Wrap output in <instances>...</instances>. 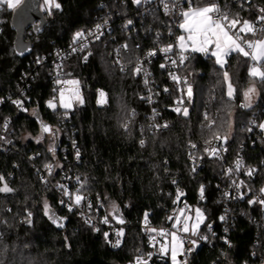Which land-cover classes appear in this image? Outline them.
Returning <instances> with one entry per match:
<instances>
[{
	"label": "trees",
	"instance_id": "1",
	"mask_svg": "<svg viewBox=\"0 0 264 264\" xmlns=\"http://www.w3.org/2000/svg\"><path fill=\"white\" fill-rule=\"evenodd\" d=\"M58 2L61 9L53 16L44 13L43 24L37 22L28 28L22 41L17 40L12 24L15 11L1 6L0 100L10 96L21 99L24 105L19 109L16 104L5 103L0 113L10 121L16 146L9 152L0 151V175L14 189L12 193H0V264H131L139 253L148 250L141 230L146 213L154 227L171 225L184 204L190 211L204 209L210 221L225 212L223 189L217 186L225 180L223 165L207 158L204 166L193 172L187 158L191 143L202 152L203 144L214 139V134L226 136L230 155L242 153L248 165L258 167L264 178V131L257 127L264 119V83L249 75L252 61L238 53L227 58L224 69L213 58L193 54L184 68L193 87L188 117L173 111L174 101L163 99L159 104L161 121H167L169 128L150 134L151 108L144 101V80L133 71L136 60L183 32L174 30L170 38L173 21L159 12L121 17L124 9L131 11L130 2L127 6L114 0ZM206 2L196 0L195 4ZM257 2L259 5L250 10L233 7L232 13L255 21L256 9L264 7V0ZM104 20L115 27L114 41L104 39L73 53L64 63L67 78L80 82L84 100L64 119V111L47 106L54 94L49 75L52 54L69 46L77 31L91 29ZM128 20L133 23L126 28ZM262 38L264 33L259 36ZM122 44L128 45L127 72L117 66L113 54L114 47ZM225 70L235 89L231 98L223 77ZM156 73L161 88L168 86L165 74L158 69ZM19 86L26 89L24 97L19 96ZM250 87L258 90V101L245 106L244 93ZM101 90L107 97L104 106L97 103ZM205 113L214 121L211 127ZM255 122L258 125L254 126ZM41 123L58 132L55 154L49 151L50 133H42ZM140 140H144L143 145ZM73 142L79 150L77 164ZM49 163L59 173L65 171L79 178L84 184L81 192L93 208L98 203L109 208L114 224L124 232L118 248L108 242L106 228L86 226L76 212L60 205L57 191L43 185L36 171ZM202 185L204 199L199 195ZM178 190L184 195L174 202ZM45 202L50 215L61 218L58 223L63 227L45 215ZM113 205L123 224L113 217ZM227 217V222L217 223L213 235L201 227L210 245L188 253V264H225V256L233 264H259L253 252L264 258V208L242 202L233 205ZM104 233H108L107 239Z\"/></svg>",
	"mask_w": 264,
	"mask_h": 264
},
{
	"label": "snow or ice",
	"instance_id": "2",
	"mask_svg": "<svg viewBox=\"0 0 264 264\" xmlns=\"http://www.w3.org/2000/svg\"><path fill=\"white\" fill-rule=\"evenodd\" d=\"M134 4L137 6L141 4H152L153 0H132ZM23 3V0H0V6L6 5L8 9H17L19 8ZM252 0H243L241 7L244 6V4H251ZM159 4L163 7L165 15H177L179 17V20L177 22V26L180 30H182L183 34L176 37V43H169L163 48H160L158 51L165 54L166 60H168L172 65H175L177 67H184L186 62L189 61L191 58H193V54L196 53H202L205 56H208L209 58H214L215 63L221 68L224 69L225 65L227 63V57L233 53L236 52L244 57L250 58L253 61V65L249 68V75L254 80H259L260 82L264 83V38L262 39H248L249 35L255 36L256 33L259 31L261 33H264V7H258L256 10L258 12V15L256 16L255 21L250 19H243L239 16L237 13L236 15L231 14L229 11L224 10L221 8L220 4L215 2V0H207L204 4H195L194 0H187V7L186 8H180L179 7V0H159ZM42 7L47 12L48 15L53 14V10H59L61 9V4L58 2V0H43ZM179 9V11H177ZM149 11H151L149 9ZM107 23V21H105ZM133 21L128 20L125 27L127 28L129 25H132ZM260 24L261 27L258 29L257 24ZM97 32L99 34L95 35V39L99 40L100 36L103 35V32L100 31L102 28V25L97 24L96 26ZM87 35H93L92 33H88ZM87 35L84 31H77L73 36V47L71 49L72 52L76 51H83L85 48L88 47V43H83L87 39ZM157 36H159V33H157ZM79 45V47H76V45ZM139 47V45H137ZM123 49H127L128 45L124 44L122 45ZM171 53L173 56H176L177 59H172L168 56V54ZM157 54V50H152L148 53L149 56H155ZM88 55H91V52L88 53ZM117 55H119V49L117 50ZM87 56L84 57L85 60H87ZM40 59H37V63H40ZM119 63V60L116 61ZM166 64H161V68H165ZM59 67V65L57 66ZM124 68L121 66V71H123ZM134 74L140 75L142 72L144 73V83L145 85L148 84V75L149 73L143 68L142 64L137 62L136 67L134 68ZM169 75L171 79L177 84H184L186 87L180 88V92L182 93L181 97L177 100V107L173 109L178 114L183 115L184 117H188L189 110L187 107H184V100L187 98V100L190 102L193 97V87L192 84L188 82L187 78H182L180 75L174 74L171 71L169 72ZM224 80L227 83L228 92L227 95L229 98L233 96L234 89L232 87V84L230 82L229 73L225 70L223 72ZM57 84L60 85H66L68 87H61L59 89V106L66 110L65 114H67V110H70L73 108L74 103L83 104L84 100L80 94L79 90V81L78 80H57ZM166 92L168 91L167 88L164 89ZM256 92L255 87H250L247 92L244 93L245 99L249 100L251 99V95ZM143 99V97H142ZM149 103H151V96L148 98ZM12 103L16 104L17 106L22 107L23 101L21 100H13ZM98 104H105L107 103V97L106 93H104L102 90L99 91ZM245 106H250V104H246ZM48 107L55 110L57 107V104L55 103V98L52 101L48 102ZM26 111V109H24ZM155 112V110H153ZM132 114H135V111L133 110ZM204 119L209 120L208 127H211L212 124H214V121H210V118L207 113L204 114ZM4 129L6 130L8 127V122L5 121L3 125ZM127 127V125H125ZM155 127L160 128L164 127L167 128L168 125L165 123L163 125H156ZM258 127L261 130H264V122H261ZM41 129L42 133H51L53 137L56 136V132L53 131V129L44 123H41ZM251 131V129H249ZM4 137H0V140H3ZM214 139L216 140H222L224 143H227V137H220L218 134H214ZM206 143H211L210 141H206ZM140 144H144V140H140ZM197 147L196 144L191 143V148L195 149ZM55 143L52 147L49 148V151L53 152L55 154ZM226 150V149H225ZM205 153L208 154L210 158H222L220 156L221 149L217 147H206L203 149ZM190 158H192L194 161L196 157L190 152L189 153ZM76 156L79 158V150L76 151ZM200 159H203V157H199ZM242 160L237 159L235 161V166L229 167L226 169L225 174L230 176L233 174V172H238L242 168ZM44 167L48 170V174H52L53 165L52 164H45ZM195 171V167L192 169ZM256 172V169L248 168L246 171V175L248 177H253ZM43 179V177H42ZM79 179V178H77ZM0 182H2V186H0V193H12L14 191L13 188H11L8 183L6 182V179L4 176L0 175ZM175 183V181H173ZM232 185L237 190L238 196L232 197L231 193L225 192V197L230 198H240L243 199L246 195L245 192H240L239 189L245 185V181L241 180L237 182L236 180L231 181ZM58 187L61 189L63 194L69 198V201H72L71 203H67L64 200H61V204H66L69 211H72V208L74 206H79L83 201L86 200V197L81 194L80 190L78 189L75 194L69 192V190L64 185H58ZM84 187V184L81 183V188ZM260 196L249 199L248 203L250 205L252 204H259L261 206H264V187H262L260 190ZM203 193H204V187L203 185L200 188V194L201 199H203ZM184 195L179 190L177 191L176 200L174 202H179L181 196ZM102 206V205H101ZM88 207L91 208L92 205L89 203ZM186 209H189V206L185 204L184 208L179 209V214H177L174 218V223L172 227L176 229V231L167 232L164 229L159 230V235L162 237H168L170 236L171 239L165 240L164 243L160 245L159 253L162 257L170 256L171 264H187L186 259L181 261L178 259L179 256H186L187 253H190L194 251L195 247L197 246L198 241L197 240H191L190 243L193 245L192 248L185 249L184 248V240L177 235V232H183L185 234H191L192 236L198 235L199 229L201 224L204 223L205 215L203 211L200 208L195 209V219L193 223H189V221L193 220V217L191 215H186ZM44 211L45 215L49 216V219L52 220L53 223H58V221L61 220V218L57 217L55 213H50L49 206L47 202L44 204ZM28 218L30 222L31 212H28ZM112 215L117 221L121 224L124 223V220L119 216V210L118 208L113 205V211ZM183 217V219H182ZM169 219H173V217H169ZM221 220H224L225 217L221 216ZM90 222V221H86ZM102 222L104 224L109 223V218L106 215ZM148 224L147 220V213L145 214V225ZM58 226L63 227L62 223H58ZM209 230H211V225H207ZM99 230V229H97ZM148 232H157V229L155 228H146ZM105 238L107 239L108 233H104ZM117 240L114 247L119 246L121 243V238L124 236L123 230H119L116 233ZM200 239H207V237L200 236ZM150 241L155 242L156 237L150 236ZM227 242V241H226ZM155 246V244L153 245ZM151 259V254H149L148 258H144L142 256L136 257L135 264H148V260Z\"/></svg>",
	"mask_w": 264,
	"mask_h": 264
},
{
	"label": "built area",
	"instance_id": "3",
	"mask_svg": "<svg viewBox=\"0 0 264 264\" xmlns=\"http://www.w3.org/2000/svg\"><path fill=\"white\" fill-rule=\"evenodd\" d=\"M114 1L116 3L121 2L125 6H127L129 2L131 3V7H132L131 11H129V10L127 11L124 9L123 12H120L121 17L129 18V15H132V14L135 17H141V16L145 17V16H148L154 12H159V13L165 14L163 7L159 4V0H153L152 4H141L139 6L134 4L132 2V0H122V1L114 0ZM195 1L196 0H194V3H195ZM215 2L219 3L222 9L229 11L231 14H233L232 9H231L233 7H239L241 9H245V8L249 9L251 7H257L260 3V2H257V0H252V3L250 5L244 4V6L241 7L243 0H215ZM179 7L180 8H186L187 7V0H179ZM1 9L2 8L0 6V33L2 31V17H1L2 10ZM149 9L151 11H149ZM177 11H179V9H177ZM128 13H129V15H128ZM168 16H170V15H168ZM170 18L173 21L172 25H170L171 33L169 34V37L171 38L173 36V31L179 29L177 26V22L179 20V17L177 15H171ZM105 21H107V23H105ZM97 24L102 25V28L100 31L103 32V35L100 36L99 40L95 39V35L99 34L97 32L96 27H95ZM97 24L94 25L91 29L84 31L86 33V35L88 33L93 34V35H87V39L85 41H83V43H88V47L85 49L90 48L93 44L101 42L104 39L105 40L110 39L111 42L114 41V36H113L114 32H115L114 25L108 20H104V21L99 22ZM120 26L122 27V25H120ZM260 27H261V25L258 23L257 28L259 29ZM260 34H261V32L258 31L255 36L249 35L248 39H252V40L259 39ZM171 40L172 41L170 43H173V44L176 43V39L172 38ZM167 44H169V43H167ZM122 45H124V44H122ZM122 45L115 46L113 49V54L115 57V62L117 60H119V63L116 62L117 66L120 69H121V66H123V68H124L123 71L127 72L129 69V65L127 64V61L125 58V55L127 53V49L126 50L123 49ZM166 45H159V47H157L156 49H151V50L147 51L143 56L139 57L136 60L137 62L141 63L143 68L149 73L148 84L145 85L144 101H146V104L151 108V111H150L151 115L149 116L150 117V120H149V122H150V125H149L150 134L160 133V132H163L169 128V123L167 121H165V120L161 121V114L160 113H162V112L159 108L160 102L161 101L163 102L164 101L163 99L172 100V101H174V106L172 109H174L175 107H177V100L182 95V93L180 92V88L186 87V85H184V84L177 85L171 79L169 72L171 71L174 74L180 75L182 78L186 77L188 82L190 83V79H189L188 75L184 72L185 66L184 67H177L175 65H172L168 60H166L165 54L158 51L160 48H163ZM73 46L74 45H73V41H72L69 44V46L62 48V49L58 48L52 54L53 58H52V62L50 64L51 68H50L49 75H50V79L53 82V92L52 93H54V94H53V97L49 101H52L55 98V103L57 105H59V89L61 87H68V86L57 84L56 81L57 80H72L70 78H67V76H66L64 63L73 53H75V52L71 51ZM76 47H79V45L77 44ZM135 47H136V49H139V47H137V45ZM118 49H119V55H117ZM152 50H157V54L155 56H149L148 55V53ZM168 56L171 57L172 59H177V57L173 56L171 53H169ZM137 62H136V65H137ZM161 64H166L167 66L165 68H161L160 67ZM58 65H59V67H57ZM156 69H158L163 74H165V76H166L165 79H166L168 86L165 85L161 88V84L158 82ZM137 76L141 77L144 80V73L143 72ZM165 88L168 89L167 92L164 90ZM79 90H80L81 96L83 97V90H82V86L80 84H79ZM25 91H26V89L24 87L19 86V96L20 97L21 96L24 97L26 95ZM149 96H151V98H152L151 103H149V101L147 99ZM13 100H21V99H18V98L14 99V98L9 96L6 99L0 100V113L2 112L3 105L5 103L11 104ZM189 103L190 102L187 100V98H185L183 106L187 107L189 109V105H188ZM23 105H22V107H23ZM47 106H48V103H47ZM18 107H19V109H23L20 106H18ZM49 109H52V108H49ZM153 110H155V112ZM64 112H66V111H64ZM68 112L69 111H67V113ZM66 116H68V115L65 114L64 119L66 118ZM5 121L8 122V127L6 130L3 127ZM9 122L10 121L8 118L3 119L0 115V137H4L3 140H0V151H2V152H9L10 150L16 149L15 140H14V137H12L13 136V129L10 127ZM262 122H264V119ZM165 123L168 125L167 128L155 127L156 125H163ZM253 125L256 126L258 124L255 122ZM258 129H260V128L258 127ZM210 142H211L210 144L204 143L203 147L204 148H206V147H217V148L221 149L220 156L222 158H220V159L210 158L208 156V154L205 153L204 151L199 152L197 147L195 149L191 148V153L196 157L195 161L192 158H190V155L187 158H188V162H189L191 168L193 169V167H195V169H196L195 172H198L204 166L207 158L212 159V160H216V161L220 162L221 165H223L221 172L224 174L225 180L223 181L224 183H218L217 186L221 187L223 189V197L221 198V202L225 204L224 214L220 215L217 220H211L210 221V220H208L204 209L200 208L205 215V220H204V223L202 224V227L206 229L207 233L213 235L214 229H215V226L217 225V223L222 224V223L227 222V220H228L227 214L230 213L231 207L233 205H238L239 203H242V202H248L249 199H254V198L260 196L259 190L262 187H264V178L262 176H260V174L258 173V171H259L258 167H252V166L248 165V163L246 162V159L242 153H240L239 155L231 156L230 152H229V148H228V142L224 143L222 140H216V139H212V140H210ZM71 147H72V149H74L75 154H76V151L78 148L75 145V142H73L71 144ZM201 156L203 157V159L199 158ZM34 159L35 158L33 156L30 157L31 161H33ZM237 159L242 160L243 166L240 169V171L233 172V174L230 176L226 175L225 174L226 169H228L229 167L234 168L235 161ZM75 162H76V164L79 162V158H77L76 155H75ZM248 168L256 169L254 176L251 178L246 175V171ZM36 173L38 174V177L41 179L43 185H46V187H51L55 191H57V193L60 196V201L64 200L66 202V204L71 203L72 201H69V198L63 194V192L58 187V185H64L69 190V192H71L73 194H75L78 189L81 192V182L79 179H77L78 178L77 176L71 177L69 174H66L65 171H61L59 173V171L54 166H53L51 175L48 174V170L45 167H43L42 169H37ZM42 177H43V179H42ZM232 180H236L237 182H239L241 180L245 181V185L239 189L240 192L246 193V195L244 196L243 199H240V198L233 199L230 197H225V195H224L225 192L231 193L232 197L238 196L237 190L235 189V187L231 183ZM222 184L224 187L221 186ZM81 194H82V192H81ZM199 195L201 196L200 192H199ZM66 204L60 203V205L62 207H64L65 209L68 210V207L66 206ZM88 204L89 203H87V201L85 200L81 203V205L74 206L72 208L71 212H76L78 214V217L82 218L84 220V223L86 224V226H88L91 229L97 230V229H101V228H106L108 233H109L108 242L113 246L117 240L116 233H117V231L121 230V227L119 228L117 225L114 224V222H113V220H112V218L108 212L109 210H107L105 205L98 203V205H96L95 208H93V207L89 208ZM252 205H257V204H252ZM184 206H185V204L183 205V208H184ZM262 207L264 208V206H262ZM106 215L109 218L108 224H104L102 222L103 218ZM221 216H224L225 219L221 220L220 219ZM86 221H90V222H86ZM174 222L175 221L173 220L172 224L168 225V226L166 225V226H154V227L149 222L147 225H145V222H144L142 224L141 230L143 231V233L145 235L148 250L146 252L139 253L138 256L148 258L149 254H151V259L148 260V264H166L167 262L171 263L169 256L162 257L159 253L160 245L162 243H164L165 240H169L171 237L170 236H168V237L160 236L159 230L164 229L167 232L176 231V229H174L172 227ZM207 225H211V230H209ZM146 228H155V229H157V232H154V233L148 232L146 230ZM179 235L184 240V248L185 249L193 247V245L190 243L191 240H197L198 241L195 249L198 247H202L204 245H210L209 244V236L206 234H203L201 231L196 236H192L191 234H184L183 232H179ZM150 236H155L156 241L151 242ZM200 236L207 237V239H200ZM123 237L121 238V243L123 241ZM154 244H155V246H153ZM114 248H118V246L114 247ZM187 254H186V256L181 257L182 261L187 258ZM252 257L254 259H258L259 264H264V258L259 257L256 254V252L252 253ZM223 260H224L225 264H233L232 262L227 261L226 256L224 257ZM186 261H187V259H186ZM135 262H136V258L131 264H135ZM187 264H188V261H187ZM245 264H247V263H245Z\"/></svg>",
	"mask_w": 264,
	"mask_h": 264
},
{
	"label": "water",
	"instance_id": "4",
	"mask_svg": "<svg viewBox=\"0 0 264 264\" xmlns=\"http://www.w3.org/2000/svg\"><path fill=\"white\" fill-rule=\"evenodd\" d=\"M41 4L42 0H26L21 10L15 11L12 24L13 28L17 31L18 41H22L24 33L28 28L36 25L37 22H44V13L40 9Z\"/></svg>",
	"mask_w": 264,
	"mask_h": 264
},
{
	"label": "rangeland",
	"instance_id": "5",
	"mask_svg": "<svg viewBox=\"0 0 264 264\" xmlns=\"http://www.w3.org/2000/svg\"><path fill=\"white\" fill-rule=\"evenodd\" d=\"M25 3H26V0H23V3H22V5L19 7V8H17V9H15V10H13V9H10V10H13V11H17V10H21L22 8H23V6L25 5ZM42 5H43V0H42V4H41V10H42V12L43 13H47L45 10H44V8L42 7ZM54 11H55V9L53 10V14L52 15H49V16H53L54 15ZM18 49H19V51L20 52H23L24 51V48H23V46L22 45H19L18 46ZM233 53H236V52H233ZM233 53H231V54H233ZM196 54H199V55H202V56H204V57H206V58H209L208 56H205L204 54H202V53H196ZM231 54L229 55V56H231ZM228 56V57H229ZM227 57V58H228ZM213 61L215 62V59L213 58ZM252 61V60H251ZM252 65H253V61H252ZM251 65V66H252ZM232 87H233V89H234V86L232 85ZM256 89V88H255ZM234 91H235V89H234ZM258 90L256 89V92L254 93V94H252L251 95V99H250V101L249 100H247V103L248 104H250L251 106H254L255 104H256V102L258 101V92H257ZM227 92H228V88H227ZM234 94V93H233ZM79 105H81V104H79V103H74V106H73V108L72 109H70V110H67V111H73L74 109H75V107L76 106H79ZM98 105H100V106H104V105H106V103L105 104H103V105H101V104H98ZM56 109H61L62 111H66L65 109H63V108H61L59 105H57V107H56ZM264 131V130H263ZM54 132H56V134L58 133L56 130H54ZM27 138H29L30 136H27V135H25ZM58 136L59 135H56L55 137H53V135L50 133L49 134V136H48V138H47V142H48V144L49 145H51V147L53 146V144L55 143L56 144V142H57V140H58ZM42 140V139H41ZM111 205V204H110ZM111 207H112V205H111ZM107 210H109V208H107ZM109 212V214H110V210L108 211ZM50 214V213H49ZM177 214H179V212L177 213ZM176 214V215H177ZM186 215H191L192 217H193V220L192 221H189V223L191 224V223H193L194 222V219H195V209L194 210H191V211H188L187 209H186ZM182 219H183V217H182ZM200 227H202V224H201V226ZM201 229V228H200ZM200 229H199V232H200ZM198 232V233H199ZM185 234V233H184ZM190 234V233H189ZM177 235H179V232H177ZM180 236V235H179ZM181 237V236H180ZM182 238V237H181ZM171 239V238H170ZM170 239H169V241H170ZM170 257V256H169ZM181 257H183V256H179L178 257V259H180L181 260ZM182 261V260H181Z\"/></svg>",
	"mask_w": 264,
	"mask_h": 264
},
{
	"label": "crops",
	"instance_id": "6",
	"mask_svg": "<svg viewBox=\"0 0 264 264\" xmlns=\"http://www.w3.org/2000/svg\"><path fill=\"white\" fill-rule=\"evenodd\" d=\"M258 92V91H257Z\"/></svg>",
	"mask_w": 264,
	"mask_h": 264
}]
</instances>
